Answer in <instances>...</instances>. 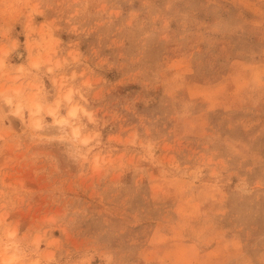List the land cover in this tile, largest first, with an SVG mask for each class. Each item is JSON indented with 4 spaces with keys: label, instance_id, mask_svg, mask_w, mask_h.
<instances>
[{
    "label": "rangeland",
    "instance_id": "1",
    "mask_svg": "<svg viewBox=\"0 0 264 264\" xmlns=\"http://www.w3.org/2000/svg\"><path fill=\"white\" fill-rule=\"evenodd\" d=\"M0 61V264H264V0H0Z\"/></svg>",
    "mask_w": 264,
    "mask_h": 264
},
{
    "label": "bare ground",
    "instance_id": "2",
    "mask_svg": "<svg viewBox=\"0 0 264 264\" xmlns=\"http://www.w3.org/2000/svg\"><path fill=\"white\" fill-rule=\"evenodd\" d=\"M2 69V62L0 61V70ZM66 96V95H65ZM66 99H69V96L67 95L66 96ZM6 102H9V98H6ZM34 106H35V109L33 110V113H38V112H40V106L38 105V103L37 104H34ZM20 108L18 107L17 109H16V111H18ZM56 108H51V109H48V112H49V114H51V115H53V116H55V112H56ZM74 112H75V109L74 108H72V109H70L69 110V114L70 115H73L74 114ZM39 121L40 120H36L35 121V125H38L39 124ZM56 121V124H62V123H64L65 122V118H63V117H61L60 119H56L55 120ZM73 135L74 136H76L78 133H77V130L76 129H73Z\"/></svg>",
    "mask_w": 264,
    "mask_h": 264
}]
</instances>
